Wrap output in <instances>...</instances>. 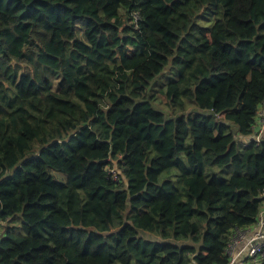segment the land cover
I'll use <instances>...</instances> for the list:
<instances>
[{"label":"trees","instance_id":"obj_1","mask_svg":"<svg viewBox=\"0 0 264 264\" xmlns=\"http://www.w3.org/2000/svg\"><path fill=\"white\" fill-rule=\"evenodd\" d=\"M263 101L264 0H0V264H229Z\"/></svg>","mask_w":264,"mask_h":264},{"label":"built area","instance_id":"obj_2","mask_svg":"<svg viewBox=\"0 0 264 264\" xmlns=\"http://www.w3.org/2000/svg\"><path fill=\"white\" fill-rule=\"evenodd\" d=\"M253 130L254 133L249 140L254 138L259 142L264 135V101L260 104ZM109 171L114 179H119L120 171L116 165L110 167ZM226 252L230 256L229 264L264 263V209L255 224L246 228H236L231 233Z\"/></svg>","mask_w":264,"mask_h":264},{"label":"rangeland","instance_id":"obj_3","mask_svg":"<svg viewBox=\"0 0 264 264\" xmlns=\"http://www.w3.org/2000/svg\"><path fill=\"white\" fill-rule=\"evenodd\" d=\"M77 26H78V29L82 30L84 28V22H81L79 21L77 23ZM48 77H50L52 79V82H53V86L55 87V89L57 88L58 86V83L61 79V75L59 72L53 70V69H49L46 71ZM156 102V105L157 107L160 109V110H164L166 113L169 112V110L167 109V106H166V103H167V99L165 96H161V97H157V99L155 100ZM249 137H244L245 141L248 139ZM52 173L58 177L59 179H64V176L55 172V171H52ZM145 236H152L150 234H147V233H144Z\"/></svg>","mask_w":264,"mask_h":264},{"label":"crops","instance_id":"obj_4","mask_svg":"<svg viewBox=\"0 0 264 264\" xmlns=\"http://www.w3.org/2000/svg\"><path fill=\"white\" fill-rule=\"evenodd\" d=\"M1 233H2V229L0 228V235H1Z\"/></svg>","mask_w":264,"mask_h":264},{"label":"clouds","instance_id":"obj_5","mask_svg":"<svg viewBox=\"0 0 264 264\" xmlns=\"http://www.w3.org/2000/svg\"><path fill=\"white\" fill-rule=\"evenodd\" d=\"M246 141H250L249 138H248ZM260 215H261V213H260ZM259 217H260V216H259Z\"/></svg>","mask_w":264,"mask_h":264}]
</instances>
